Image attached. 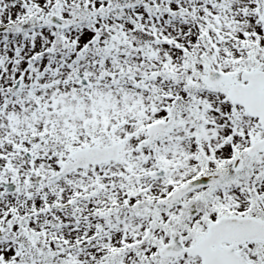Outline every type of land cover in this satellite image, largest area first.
<instances>
[{
    "label": "snow or ice",
    "instance_id": "1",
    "mask_svg": "<svg viewBox=\"0 0 264 264\" xmlns=\"http://www.w3.org/2000/svg\"><path fill=\"white\" fill-rule=\"evenodd\" d=\"M0 264H264V0H0Z\"/></svg>",
    "mask_w": 264,
    "mask_h": 264
}]
</instances>
